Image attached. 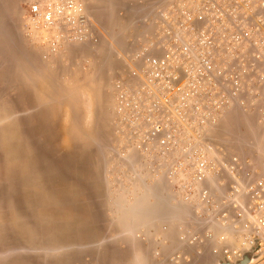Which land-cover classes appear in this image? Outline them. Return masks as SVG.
Listing matches in <instances>:
<instances>
[{
    "label": "rangeland",
    "instance_id": "1",
    "mask_svg": "<svg viewBox=\"0 0 264 264\" xmlns=\"http://www.w3.org/2000/svg\"><path fill=\"white\" fill-rule=\"evenodd\" d=\"M32 1L0 0V264H151L140 240L161 238L167 255L186 220L163 187L136 195L119 159L110 76L130 38L127 6L79 0L93 37L53 51L28 25ZM213 137L243 169H264L256 109H235Z\"/></svg>",
    "mask_w": 264,
    "mask_h": 264
},
{
    "label": "built area",
    "instance_id": "2",
    "mask_svg": "<svg viewBox=\"0 0 264 264\" xmlns=\"http://www.w3.org/2000/svg\"><path fill=\"white\" fill-rule=\"evenodd\" d=\"M152 1L110 83L124 177L163 187L168 212L186 220L154 264H234L245 253L264 264V169H243L213 137L235 109H256L264 129V0ZM27 22L53 51L94 34L79 0H33Z\"/></svg>",
    "mask_w": 264,
    "mask_h": 264
},
{
    "label": "crops",
    "instance_id": "3",
    "mask_svg": "<svg viewBox=\"0 0 264 264\" xmlns=\"http://www.w3.org/2000/svg\"><path fill=\"white\" fill-rule=\"evenodd\" d=\"M122 1H124L125 5L127 6V8H126V12H127L126 18H128V19H127V22H126V26H127V31L130 32L132 30L131 23H132L133 18L135 16H137V15H142L145 12V8H146L145 4L147 2H149V0H122ZM130 11H132V12H130ZM126 181L131 182L127 178H126ZM133 182L139 184L140 181L139 182L133 181ZM141 185H143V184H141ZM141 185H134L135 186L134 190H135L136 195H138V193H139L138 191H140L139 189H140ZM142 225L143 224L141 223L140 227H138V229H140V228L143 229L141 227ZM160 239L161 238H152V239H149L150 241H147L145 238H142L140 240L141 243H143V242H144V244L149 243L150 244L149 246H151V249L147 250V258L150 257L148 259V261H150L151 264H154L157 261V258H155L154 254H155L156 246H158V244L160 243ZM174 241L177 242L175 240V237H174ZM111 244L114 245V246H117L118 250L123 251L124 243H122V241L119 242V241L114 240V243H111ZM176 245H177V243H176ZM116 264H118V263H116Z\"/></svg>",
    "mask_w": 264,
    "mask_h": 264
},
{
    "label": "water",
    "instance_id": "4",
    "mask_svg": "<svg viewBox=\"0 0 264 264\" xmlns=\"http://www.w3.org/2000/svg\"><path fill=\"white\" fill-rule=\"evenodd\" d=\"M252 260V254L250 253H245L243 254L242 258L237 260L234 264H247ZM220 264H231L226 261H220Z\"/></svg>",
    "mask_w": 264,
    "mask_h": 264
}]
</instances>
